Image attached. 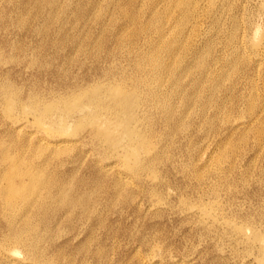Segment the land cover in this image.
Instances as JSON below:
<instances>
[{
  "label": "rangeland",
  "instance_id": "obj_1",
  "mask_svg": "<svg viewBox=\"0 0 264 264\" xmlns=\"http://www.w3.org/2000/svg\"><path fill=\"white\" fill-rule=\"evenodd\" d=\"M26 1L1 0L0 9L13 4L26 16L33 14L34 9L31 7L30 14L26 11ZM124 1L100 0V10L94 16L92 8L88 11L87 4H90V0H73L70 2L72 6H69L67 22L56 20L51 26L38 19L39 28L36 31L29 30V26H23L15 20L9 21L8 16L6 18L0 13V35L5 34L2 26L8 29L5 34L7 41L0 45V81L11 79L18 97V105L13 109L16 113L13 112L12 116L6 106L15 103L11 97H4L0 91V130L3 131L6 142L10 141V132L13 130L19 139H27L32 143L49 134L46 132L48 123L37 124L33 113L27 109L30 91H36L41 98L46 96L45 99L48 100L52 97V90H65V84L75 81L76 84L85 85L96 74L107 77L110 68L118 62L122 68L119 71L120 76H137L140 54L150 52L154 43H164L166 46L172 42L186 65L180 69L174 66V70H167L165 67V72L162 70L163 74L161 73L165 84L170 85L168 87L172 88L174 84L178 86V90L171 94L173 98L170 96L172 116L161 110H153L147 104L146 106L144 93H141L142 96L133 94L134 97L131 98L138 100H134V103L139 102L137 112L141 113L146 107L151 113L160 114L159 117L146 115L145 121L136 123L144 132L148 130L151 139L150 152L142 148L137 150L140 155L138 163H135L133 154L127 152L124 142L109 145L98 134L93 133L91 129L94 122L91 119L73 121L71 128L61 136L72 140L76 146L71 154L63 156L61 162L57 160L55 166L62 174L72 178L69 180L68 190L70 193H82L83 204H64L65 208L62 210L55 209L54 204L42 208L41 211L39 209L37 216H40V220L37 227L40 228L36 227L32 233L40 250L45 248V254L41 255L39 252L36 259L27 257L22 246L18 245L14 246L17 250H4L0 253V264H264L263 0H218V13L208 8L209 0H196V11L189 14L176 8L169 12L166 0ZM228 1L232 6L226 8L225 3ZM9 3L11 4L8 5ZM84 19L86 22H83ZM54 29H57V33ZM232 47L234 51L231 52ZM162 54H165L166 62L175 60L170 52L164 51ZM176 76L179 77V83ZM215 76L221 78V92L218 93L207 89L213 81L215 83ZM251 93L254 95L251 96ZM251 97L256 99L259 106L253 117L247 111L250 109L248 99ZM209 100L213 104L208 102L204 109V102ZM217 105L223 109H217ZM243 110L247 111H244V115L241 114ZM183 124H186L185 127ZM152 147H155L154 150ZM220 159L224 160L221 162ZM47 224L50 225V232L45 231Z\"/></svg>",
  "mask_w": 264,
  "mask_h": 264
},
{
  "label": "bare ground",
  "instance_id": "obj_2",
  "mask_svg": "<svg viewBox=\"0 0 264 264\" xmlns=\"http://www.w3.org/2000/svg\"><path fill=\"white\" fill-rule=\"evenodd\" d=\"M73 1V0H72ZM71 0H27L25 5L27 6L26 11L30 14V7L34 9L33 14L25 15L23 11L18 10L13 4L9 3L8 5L12 6H5L0 9V13H2V16L9 17V21L22 24L23 26H29L28 29L32 31L38 30V24L37 20L40 19L41 23L42 21H45L47 25L52 26V24L57 20L58 22L65 23L68 19V11ZM115 1V0H114ZM126 1V0H125ZM124 1V2H125ZM146 1V0H145ZM156 1V0H155ZM158 1V0H157ZM168 4L169 12L173 9L180 10L181 12H186L187 14L193 13L196 11V0H166ZM208 1V0H207ZM1 2V0H0ZM77 2V1H76ZM75 2V3H76ZM79 2V0H78ZM84 2V1H83ZM103 3V1H101ZM124 2L122 4H124ZM140 2V1H139ZM160 2V1H159ZM162 2V1H161ZM205 2V1H204ZM222 2V1H221ZM81 3V2H80ZM85 3V2H84ZM146 3V2H145ZM164 3V2H163ZM200 3V2H199ZM224 3V2H223ZM74 4V2H73ZM77 4V3H76ZM75 4V5H76ZM82 4V3H81ZM86 4V3H85ZM121 4V5H122ZM127 4V3H126ZM140 4V3H139ZM155 4V3H154ZM157 4V3H156ZM159 4V3H158ZM209 9H212L214 12L218 10V0H209ZM83 5V4H82ZM88 7L89 9H93V15H97L99 12V6L100 0H90V4ZM91 5V6H90ZM141 5V4H140ZM152 5V3H151ZM164 5V4H163ZM162 5V6H163ZM72 6V4H71ZM81 6V5H80ZM148 6V5H147ZM161 6V7H162ZM165 6V5H164ZM232 6L231 3L228 1V3H225V7ZM76 7V6H75ZM74 7V9H76ZM104 7V6H103ZM110 7V6H109ZM114 7V6H113ZM126 7V6H125ZM150 7V6H149ZM263 7H264V0H263ZM10 8V9H8ZM81 7H79L78 10H80ZM84 8V7H83ZM101 8V7H100ZM147 8V7H144ZM153 8V7H152ZM157 8V6H156ZM8 9V11H7ZM87 10V7L85 8ZM111 9V8H110ZM113 9V8H112ZM138 9H140L138 7ZM160 9V7H159ZM16 10V11H15ZM29 10V11H28ZM72 10V9H71ZM127 10V9H126ZM137 10V9H135ZM151 10V9H150ZM203 10V9H202ZM83 11V9H82ZM87 11V12H88ZM128 11V10H127ZM147 11V10H146ZM79 12V11H78ZM86 12V13H87ZM110 12V11H109ZM137 12V11H136ZM135 12V13H136ZM152 12V10H151ZM208 12V11H207ZM80 13V12H79ZM83 13V12H81ZM101 13V12H100ZM103 13V12H102ZM111 13V12H110ZM160 13V12H159ZM176 12H174L175 14ZM218 13V11H217ZM216 13V14H217ZM223 13V12H222ZM228 13V12H227ZM77 15V13H75ZM74 14V15H75ZM89 14V13H88ZM108 14V13H107ZM137 14V13H136ZM139 14V11H138ZM166 14V13H165ZM173 14V11H172ZM172 14L169 16V18L172 16ZM195 14V13H194ZM202 14V13H201ZM238 14V13H237ZM15 17H14V16ZM73 15V14H71ZM70 15V16H71ZM75 15V16H76ZM109 15V14H108ZM131 15V14H130ZM176 15V14H175ZM174 15V16H175ZM192 15V14H190ZM196 15V14H195ZM214 15V14H213ZM228 15V14H227ZM1 16V17H2ZM83 15H80L82 17ZM87 16V15H86ZM132 16V15H131ZM138 16V15H137ZM167 16V15H166ZM185 16V15H183ZM194 16V15H193ZM203 16V15H202ZM200 16V17H202ZM215 16V15H214ZM223 16V15H222ZM59 17V18H58ZM110 17V16H109ZM108 17V18H109ZM136 17V15H135ZM238 17V16H237ZM72 18V16H71ZM70 18V19H71ZM85 18V17H84ZM87 18V17H86ZM85 18V19H86ZM132 19V17H130ZM160 18V17H159ZM172 18V17H171ZM170 18V19H171ZM187 18V17H185ZM235 21L237 22L236 16L234 17ZM233 18V19H234ZM73 19V18H72ZM71 19V20H72ZM75 19V18H74ZM83 20V22H86V20ZM134 19V18H133ZM167 19V18H166ZM165 19V21H166ZM175 19V18H174ZM178 19V17H177ZM182 19V18H181ZM190 19V18H189ZM217 19H220V17H217ZM116 20V19H115ZM138 20V19H137ZM136 20V21H137ZM158 20V19H157ZM156 20V21H157ZM180 20V19H179ZM183 20V19H182ZM181 20V21H182ZM81 21V20H80ZM106 21V20H105ZM117 21V20H116ZM133 21V20H132ZM175 21V20H174ZM220 21V20H219ZM224 21V20H223ZM222 21V22H223ZM39 22V21H38ZM134 22V21H133ZM138 22V21H137ZM172 22V21H171ZM190 22V21H189ZM40 23V22H39ZM91 23V22H90ZM165 23V22H164ZM163 23V24H164ZM169 23V22H168ZM188 23V22H185ZM256 23V21H255ZM55 24V23H54ZM71 24V22H70ZM126 24V23H125ZM131 24V23H130ZM155 24V23H154ZM170 24V23H169ZM222 24V23H221ZM80 25V23H79ZM90 25V24H89ZM104 25V23H103ZM174 25V24H173ZM179 25V24H178ZM238 25V24H237ZM54 26V25H53ZM60 25H58L59 27ZM70 26V25H69ZM145 26V25H144ZM157 26V25H156ZM163 26H166L163 25ZM168 26V25H167ZM236 26V24H235ZM242 26V24H241ZM260 26V25H259ZM42 29L43 26L41 25ZM61 27V26H60ZM77 27V26H75ZM82 27V26H81ZM180 27V26H179ZM183 27V26H182ZM5 34L7 33V28L2 26ZM6 28V29H5ZM80 28V27H79ZM123 28V27H122ZM161 28V27H160ZM166 28V27H165ZM170 28V27H169ZM177 28V25H176ZM185 25L183 27L184 32ZM234 28V27H233ZM237 28V27H235ZM240 28V27H239ZM238 28V29H239ZM86 29V28H85ZM127 29V28H126ZM172 29V28H171ZM180 29V28H179ZM49 30V28L47 29ZM57 30V29H56ZM56 30L54 29L55 33ZM60 30V29H59ZM63 30V29H62ZM67 30V29H66ZM69 30V29H68ZM75 30V29H74ZM88 30V26H87ZM125 31V27L123 29ZM41 31V30H39ZM43 31V30H42ZM78 31V29L76 30ZM75 31V32H76ZM100 31V30H99ZM98 31V33H99ZM165 32V31H164ZM163 34H166L164 33ZM41 33V32H40ZM65 33V32H64ZM67 33V32H66ZM69 33V32H68ZM72 33V32H71ZM82 33V32H81ZM150 33V31H149ZM237 33V32H236ZM235 33V34H236ZM1 34L0 35V45H4L7 41V35ZM42 34V33H41ZM40 34V35H41ZM47 34V33H46ZM75 34V33H74ZM104 34V33H103ZM122 34V33H121ZM170 34V33H169ZM174 34V32H173ZM180 34V33H179ZM231 34V33H230ZM239 34V33H237ZM244 34V33H243ZM69 35V34H68ZM142 35V34H141ZM53 36V34H52ZM51 36V37H52ZM55 36V35H54ZM82 36V35H81ZM80 36V37H81ZM164 36V35H162ZM161 36V37H162ZM167 36V35H166ZM174 36V35H173ZM182 36V35H181ZM180 36V37H181ZM234 36V35H233ZM44 37V36H43ZM42 37V39H43ZM46 37V36H45ZM85 37V36H84ZM96 37V36H95ZM143 37V36H142ZM156 37V36H155ZM160 37V39H161ZM231 37V35L229 36ZM237 37V36H236ZM235 37V38H236ZM166 38V37H165ZM164 38V40H165ZM173 38V37H172ZM175 38V36H174ZM173 38V39H174ZM183 38V37H182ZM181 38V39H182ZM233 38V37H232ZM61 39V36H60ZM80 39V38H79ZM83 39V37L81 38ZM167 39V38H166ZM170 39V37L168 38ZM47 40V39H46ZM69 40V39H68ZM134 40V39H133ZM163 40V38H162ZM161 40V41H162ZM176 40V39H175ZM258 40V39H256ZM40 41V40H39ZM43 41V40H42ZM56 41H59L56 39ZM81 41V40H80ZM172 41V40H171ZM185 41V40H184ZM157 42V41H156ZM166 42V41H164ZM168 42V40H167ZM166 42V43H167ZM174 42V41H173ZM181 42H183L181 40ZM180 42V43H181ZM232 42V39H231ZM44 43V41H43ZM57 43V42H56ZM66 43V42H65ZM80 43V42H79ZM78 43V44H79ZM91 43V41H90ZM93 43V41H92ZM106 43V42H105ZM104 43V44H105ZM140 43V42H139ZM175 43V42H174ZM185 43V42H184ZM230 43V42H229ZM256 43V42H255ZM88 44V43H86ZM183 44V43H182ZM188 44V43H187ZM191 43H189L190 45ZM197 44V43H196ZM50 45V44H49ZM57 45V44H56ZM60 45V44H59ZM143 45V44H142ZM163 45V46H162ZM156 44L154 43L152 48L150 49V52L142 53L140 54L141 62L138 63V75H128V76H120L119 71L122 69L121 64L118 62L113 67H111L110 71L106 75L107 77L97 75L93 77L91 82L88 84H76V82L65 84L66 87L65 90L61 89H55L52 90V97L48 100L40 97V94L30 91L28 96V102H27V109L31 111L34 115L33 118H35V122L37 124L45 125V123H48V131L49 134L47 137L37 138L38 140L36 142H31L26 140L19 139L18 136H16L15 130H13L10 136V141L6 142L4 139L5 137L2 135L3 131L0 130V253H2L4 250H13L14 246L21 245L20 247L24 250L27 257L35 258L41 253V255L45 254V248H42L40 250V247H38V243H35V235L32 233L34 229H36L38 225V220H40V216H37L38 210L41 211L42 208L46 206H52V204L56 205L55 209H61L65 205H72L76 206L79 204H83V195L80 192L70 193L68 190V183L69 180L72 178H68L67 175L62 174L59 169L56 168V161L63 160V156L65 154H68L74 150L75 143L72 142V140L62 137L66 131H68L73 121L76 119L79 121H83L85 119H91L94 123V126L92 127V132L99 135L102 141H107L109 145H115L119 142H124L125 148L127 149V152L132 153L135 158V163H138L140 161V155L138 154L137 150L139 148L146 149V152H150L151 146L149 140V135L139 126L136 125L137 122L145 121L146 115H151L152 117H159L160 114H154L149 111V108L157 109L156 111H164L166 115H170L173 112L171 103H170V96L171 94L175 93L176 90H178L177 85H173L172 88L168 87L169 84H165L163 80V74L164 69L167 68V70L172 69L174 66L177 69L184 68L186 65H184V61H182L180 58V55L174 44L172 42L168 43L166 46H164V43ZM181 45V44H180ZM209 45V44H208ZM234 45V44H233ZM237 45V44H236ZM58 46V45H57ZM73 46V44H72ZM102 46V45H101ZM107 46V45H106ZM109 46V44H108ZM125 46V45H124ZM188 46V45H187ZM213 46V45H212ZM211 46V47H212ZM231 46V45H230ZM50 47V46H49ZM78 47V46H77ZM235 47V45H234ZM238 47V46H237ZM72 48V47H71ZM76 48V47H75ZM121 48V47H120ZM196 48V47H195ZM194 48V49H195ZM213 48V47H212ZM244 48V47H243ZM192 49V50H194ZM204 49V48H202ZM211 49V48H210ZM231 52L234 51L233 47L231 48ZM77 50V49H76ZM116 50V48H115ZM134 50V49H133ZM123 51V48H122ZM149 51V50H148ZM164 51L170 52L172 56H175V60H171V62H168L169 60H165L164 55L162 54ZM180 51V49H179ZM183 51V50H182ZM196 51H199L196 49ZM209 51V50H208ZM76 52V51H75ZM132 52V51H131ZM135 52V50H134ZM207 52V51H206ZM230 52V50H229ZM243 52V51H242ZM261 52V51H260ZM60 53V51H59ZM85 53V52H83ZM115 53V52H114ZM119 53V52H118ZM208 53V52H207ZM237 53V52H236ZM103 54V53H102ZM132 54V53H131ZM195 54V53H194ZM210 54V53H209ZM212 54V53H211ZM210 54V55H211ZM235 54V53H234ZM91 55H93L91 53ZM129 55V54H128ZM184 55V54H183ZM196 55V54H195ZM231 55V54H229ZM2 56V53H1ZM0 56V57H1ZM60 56V55H59ZM65 56V55H64ZM131 56V55H130ZM133 56V55H132ZM169 56V55H168ZM167 56V58H169ZM189 56V55H188ZM201 56V55H198ZM235 56V55H234ZM237 56V55H236ZM101 57V56H100ZM111 57V56H110ZM120 57V56H119ZM123 57V56H122ZM196 57V56H195ZM194 57V58H195ZM212 57V56H211ZM227 57V56H226ZM103 58V57H102ZM99 61H101V59ZM139 58V59H140ZM166 58V59H167ZM206 58V57H205ZM232 58V57H231ZM230 58V60H231ZM234 58V57H233ZM238 58V57H236ZM108 59V58H107ZM120 59V58H119ZM118 59V60H119ZM122 59V58H121ZM120 59V60H121ZM207 59V58H206ZM209 59V58H208ZM207 59V60H208ZM73 60V59H72ZM190 60V59H189ZM195 60V59H194ZM219 60V59H218ZM80 61V60H79ZM108 61V60H107ZM204 61V60H203ZM211 61V60H209ZM214 61V59H213ZM212 61V62H213ZM226 61V60H225ZM235 61V60H234ZM82 62V61H81ZM122 62V61H120ZM215 62V61H214ZM237 62V60H236ZM240 62V60L238 61ZM104 63V62H103ZM186 63V62H185ZM210 63V62H209ZM208 63V64H209ZM229 63V62H228ZM235 63V62H234ZM232 63V65L234 64ZM99 64V63H98ZM205 64V62H204ZM227 65L226 63H224ZM222 64V65H224ZM100 65V64H99ZM190 65V64H189ZM211 65V64H210ZM214 65V64H213ZM220 65V62H219ZM224 65V66H225ZM102 66V65H101ZM192 66V63H191ZM206 66H208L206 64ZM230 66V65H229ZM228 66V67H229ZM237 66V65H236ZM103 67V66H102ZM166 67V68H165ZM210 67V66H209ZM216 67V65H215ZM227 67V68H228ZM238 67V66H237ZM62 68V67H61ZM98 68V67H97ZM96 68V70H98ZM189 68V67H188ZM192 67H190L191 69ZM222 68V67H221ZM224 68V67H223ZM236 68V67H235ZM194 69V68H193ZM192 69V70H193ZM230 69V68H229ZM174 70V69H172ZM197 70V69H196ZM202 70V69H201ZM209 70H212L211 68ZM214 70V69H213ZM217 70V69H216ZM221 70V69H220ZM224 69L223 71H225ZM183 71V70H182ZM189 71V69H188ZM198 71V70H197ZM206 71V70H205ZM236 71V70H235ZM165 72V70H164ZM173 72V71H172ZM180 72V71H178ZM186 72V71H185ZM184 72V73H185ZM203 72V71H202ZM209 73L211 71H208ZM213 72V71H212ZM227 72V70H226ZM239 72V71H238ZM170 73V72H169ZM183 73V72H181ZM195 73V71H194ZM204 73V72H203ZM219 73V72H218ZM221 73V72H220ZM224 73V72H223ZM236 73V72H235ZM94 74V75H95ZM101 74V73H99ZM167 74V73H166ZM206 74V73H204ZM208 74V73H207ZM232 74V72H231ZM237 74V73H236ZM185 75V74H184ZM194 75V74H193ZM216 75V74H214ZM220 75V74H219ZM222 75V74H221ZM228 75V73H227ZM230 75V74H229ZM233 75V74H232ZM241 75V74H240ZM67 76V75H66ZM166 76V75H164ZM170 76V75H169ZM172 76H175L174 74ZM179 73V77H180ZM206 75H204L205 77ZM223 76H225L223 74ZM237 76V75H236ZM239 76V75H238ZM92 77V76H91ZM176 76V81L178 82V79ZM196 77V76H195ZM194 77V78H195ZM209 77V76H207ZM213 77V75H212ZM210 77V78H212ZM216 77V76H215ZM235 77V76H234ZM241 77V76H240ZM3 78V77H1ZM168 78V77H167ZM181 78V77H180ZM228 78V77H227ZM236 78V77H235ZM252 78V77H251ZM66 79V78H65ZM166 79V78H165ZM199 79V78H198ZM207 79V78H206ZM209 79V78H208ZM207 79V80H208ZM214 79V78H213ZM212 79V80H213ZM231 79V78H230ZM229 79V80H230ZM174 80V79H173ZM172 80V82H173ZM194 80V79H193ZM192 80V81H193ZM205 80V79H204ZM88 81V80H87ZM184 81V80H183ZM191 81V82H192ZM206 81V80H205ZM203 81V83L205 82ZM225 81V80H224ZM235 81V80H234ZM169 82V81H168ZM181 82V81H180ZM201 82V81H200ZM209 82V81H208ZM221 78L216 77L215 83L213 81V84H211L207 89L214 91L215 93L221 92L219 91V88L221 86ZM227 82V81H226ZM175 83V82H174ZM179 83V82H178ZM182 83V82H181ZM187 83V82H186ZM210 83H212L210 81ZM225 83V82H224ZM240 83V82H239ZM172 84V83H171ZM177 84V83H176ZM183 84V83H182ZM202 85L201 83H199ZM15 84L12 83L11 79H6L0 81V91L4 95V97H11L10 99L15 104H7L6 109H9L10 114L13 116L14 112L13 109L16 108L18 104L17 103V94L15 93V89L13 86ZM184 85V84H183ZM182 85V87H183ZM188 84H186L187 86ZM204 85V84H203ZM225 85V84H224ZM230 85V84H229ZM236 87V83L234 84ZM232 85V86H234ZM238 85V84H237ZM252 85V84H251ZM170 86V85H169ZM181 86V84H180ZM208 86V85H207ZM223 86V85H222ZM227 87V85H225ZM204 87V86H203ZM231 87V86H230ZM18 88V87H17ZM180 88V87H179ZM184 88V87H183ZM199 88V85H198ZM201 88V86H200ZM222 88V87H221ZM53 89V88H52ZM181 89V88H180ZM229 89V88H228ZM235 89V88H234ZM44 90V89H43ZM196 90V88L194 89ZM200 90V89H198ZM208 90V91H209ZM230 90V89H229ZM183 91V90H182ZM189 91V90H188ZM193 91V89H192ZM207 91V93H208ZM211 91H209L211 93ZM228 91V90H225ZM184 92V91H183ZM191 92V90H190ZM194 92V91H193ZM196 92V91H195ZM49 93V92H48ZM141 93H144L146 96V102L149 108H143L142 112H137L139 109L138 103H134L135 101H138L137 99L132 100L131 98L134 97L133 94H137L142 96ZM180 93H182L180 91ZM179 93V95H181ZM214 93V95H215ZM238 93V92H237ZM255 93V92H254ZM191 94V93H190ZM193 94V93H192ZM206 94V92H205ZM204 94V95H205ZM220 94V93H219ZM224 94V93H223ZM233 94V93H229ZM257 94V93H256ZM42 95V94H41ZM143 95V96H144ZM184 95V94H183ZM194 95V94H193ZM192 95V96H193ZM208 95V94H207ZM254 95L251 93V96ZM2 96V95H1ZM51 96V95H50ZM203 96V95H202ZM231 96V95H230ZM233 96V95H232ZM237 96V95H236ZM239 96V95H238ZM244 96V95H243ZM242 96V97H243ZM248 97L250 96L247 95ZM246 96V97H247ZM173 98V95L171 96ZM181 97V96H180ZM189 97V96H188ZM194 97V96H193ZM196 97V96H195ZM145 98V97H144ZM177 98V97H176ZM183 98V97H182ZM213 98V97H212ZM215 98V97H214ZM213 98V99H214ZM219 98V96H218ZM224 98V97H222ZM232 98V97H231ZM234 98V97H233ZM254 98V97H253ZM44 99V100H42ZM138 99H141L140 97ZM169 99V100H168ZM195 99V98H194ZM197 99V98H196ZM195 99V100H196ZM243 99V98H242ZM241 99V101H242ZM21 100V99H20ZM26 100V98H25ZM178 100V99H177ZM190 100V99H189ZM194 100V102H195ZM216 100V98L214 99ZM219 100V99H218ZM223 100V99H222ZM250 100V109L248 114L253 117V115L256 113V108L259 107L256 99ZM260 101V99H258ZM197 101V100H196ZM201 101V100H200ZM25 102V101H24ZM180 102V101H179ZM178 102V103H179ZM208 102L212 103V100L205 101L204 102V109L207 108ZM248 102V101H247ZM181 103V102H180ZM200 103V102H198ZM203 103V102H202ZM225 102H223L224 104ZM228 103V102H227ZM226 103V104H227ZM177 104V103H176ZM193 104V103H192ZM15 107H14V106ZM21 105V103H20ZM146 105V106H147ZM180 105V104H179ZM191 105V104H190ZM216 105V104H215ZM249 105V104H248ZM260 105V104H259ZM24 106V105H23ZM178 106V104H177ZM222 106V105H221ZM179 107V106H178ZM217 105V109H218ZM223 107H225L223 105ZM18 108V107H17ZM22 108V107H21ZM190 108V107H188ZM186 108V112L187 109ZM210 108V107H208ZM222 108V107H219ZM229 108V107H228ZM231 108V107H230ZM19 109V108H18ZM25 109V108H24ZM153 109V110H154ZM172 109V111H171ZM180 109V108H179ZM200 109V108H199ZM214 109H216L214 107ZM223 109V108H222ZM182 110V109H181ZM201 110V109H200ZM203 110V109H202ZM220 110V109H219ZM218 110V111H219ZM227 110V108H226ZM180 111V110H179ZM217 111V110H216ZM247 112L246 110H243L241 114ZM14 112V113H13ZM181 112V111H180ZM183 112V111H182ZM191 112V111H190ZM202 112V111H201ZM210 112V110H209ZM258 112V111H257ZM31 113V114H32ZM207 113V112H206ZM212 113V112H211ZM184 114V113H183ZM203 114V113H201ZM219 114V112H218ZM227 114V113H226ZM231 114V113H230ZM229 114V115H230ZM220 115V114H219ZM244 115V114H243ZM247 115V114H246ZM249 115L247 117H249ZM261 115V113L259 114ZM6 116V115H5ZM4 116V117H5ZM8 116V115H7ZM172 116V115H170ZM209 116V115H207ZM216 116V113H215ZM214 116V118H216ZM227 116V115H225ZM232 116V114H231ZM1 117V116H0ZM249 118V120L251 119ZM256 117V116H255ZM254 117V118H255ZM7 118V117H6ZM173 118V117H172ZM204 118V117H203ZM244 118V117H243ZM258 119L259 116L257 117ZM256 118V119H257ZM5 119V118H4ZM164 119V118H163ZM225 119V118H224ZM222 118V120H224ZM230 119V118H229ZM247 119V118H246ZM149 120V119H148ZM151 120V119H150ZM171 120V119H170ZM191 120V119H190ZM248 120V121H249ZM255 120V119H253ZM155 121V120H154ZM160 121V120H159ZM180 121V118H179ZM188 121V120H187ZM186 121V122H187ZM239 121V120H238ZM237 121V122H238ZM257 121V120H256ZM5 122V121H4ZM76 122V121H75ZM74 122V123H75ZM161 122V121H160ZM247 122V121H246ZM253 122V121H252ZM147 123V122H146ZM150 124V122H148ZM156 123V122H155ZM154 123V124H155ZM184 123V122H183ZM226 123V122H225ZM254 123V122H253ZM252 123V124H253ZM6 124V123H5ZM141 124V123H140ZM192 124V123H191ZM215 124V123H214ZM241 124V123H240ZM249 124V123H248ZM151 125V124H150ZM178 125V122H177ZM184 125V124H183ZM186 125V124H185ZM184 125V127H185ZM207 125V124H206ZM213 125V124H212ZM254 125V124H253ZM258 125V124H257ZM263 124H261L262 126ZM210 126V125H209ZM234 126V125H233ZM241 126V125H240ZM252 126V125H251ZM260 126V125H258ZM40 127V126H39ZM182 127V126H181ZM190 127V126H187ZM213 127V126H212ZM215 127V126H214ZM236 127V126H235ZM86 128V127H85ZM151 128V127H150ZM246 128V127H245ZM252 128V127H251ZM255 128V127H254ZM148 129V127L146 128ZM188 129V128H187ZM233 129V127H232ZM250 130V128L248 127ZM153 130V129H152ZM244 130V129H242ZM241 130V131H242ZM252 130V129H251ZM250 130V131H251ZM255 130V129H254ZM253 130V131H254ZM41 131V130H40ZM82 131V130H81ZM90 131V130H89ZM88 131V132H89ZM233 131V130H232ZM235 131V130H234ZM248 131V132H250ZM252 131V132H253ZM257 131V130H256ZM45 132V133H46ZM172 132V130H171ZM244 133V131H242ZM246 132V131H245ZM255 132V131H254ZM253 132V134H254ZM264 132V131H263ZM19 133V132H18ZM83 133V132H82ZM91 133V132H90ZM151 133V132H150ZM233 133V132H232ZM241 133V132H239ZM259 133V132H258ZM257 133V134H258ZM260 132L259 134H261ZM92 134V133H91ZM234 134V133H233ZM245 134V133H244ZM256 134V133H255ZM256 134V135H257ZM264 134V133H263ZM76 135V134H75ZM158 135V134H157ZM16 136V137H15ZM21 136V135H19ZM80 136V135H79ZM241 136V135H240ZM248 136V135H247ZM258 136V135H257ZM264 136V135H263ZM26 137V135L24 136ZM39 137V136H38ZM87 137V136H86ZM98 137V139H99ZM155 137V136H154ZM28 138V136L26 137ZM31 138V137H30ZM77 138H79L77 136ZM83 138V137H82ZM85 138V137H84ZM95 138V137H94ZM153 138V137H152ZM157 138V136H156ZM244 138V137H243ZM260 138V137H258ZM264 139V138H263ZM34 140V139H33ZM93 140V139H91ZM233 140V139H232ZM80 141V140H79ZM83 141V140H81ZM101 141V142H102ZM158 141V140H156ZM84 142V141H83ZM100 143V142H99ZM153 144V143H152ZM229 144V143H228ZM234 144L235 141H234ZM101 145V144H99ZM103 145V144H102ZM123 145V144H122ZM230 145V144H229ZM238 145V144H237ZM236 145V146H237ZM104 146V145H103ZM156 146V145H155ZM158 146V145H157ZM227 146V145H226ZM229 146H227L228 148ZM98 148V147H97ZM153 148V147H152ZM155 148V147H154ZM153 148V150H154ZM226 148V149H227ZM232 148V147H231ZM235 149V148H234ZM259 149V148H258ZM141 150V151H142ZM152 150V151H153ZM233 150V149H232ZM47 151V154L45 153ZM140 151V152H141ZM228 151V150H226ZM157 152V151H156ZM155 152V153H156ZM227 155V152H225ZM232 153V151H231ZM230 153H228L229 156H232ZM71 154V153H70ZM69 154V155H70ZM145 155V154H144ZM154 155V154H153ZM152 155V156H153ZM221 155V154H220ZM68 156V155H67ZM225 156V155H224ZM119 157V156H118ZM160 157V156H159ZM223 157V156H222ZM228 157V156H227ZM226 157V158H227ZM146 158V156H145ZM155 158V157H154ZM154 158H150L153 160ZM231 158V157H229ZM222 159V158H221ZM220 159V161H221ZM224 160V159H223ZM222 160V161H223ZM150 162V160H148ZM221 161V162H222ZM227 161V159H226ZM221 162L219 165H221ZM225 163V162H224ZM151 164V163H150ZM223 164V163H222ZM144 165V164H143ZM155 165V164H154ZM141 166V165H140ZM152 166V165H151ZM150 166H148V169ZM221 167V166H220ZM134 169V167H132ZM155 168V167H154ZM137 170V167L135 168ZM156 169V168H155ZM153 170V169H152ZM215 170V169H214ZM133 171V170H132ZM147 171V170H146ZM156 171V170H155ZM139 172V170H138ZM135 173V172H134ZM140 174V173H139ZM159 174V172H158ZM121 175V174H120ZM157 175V174H156ZM215 189H213L214 191ZM216 191V190H215ZM87 200V199H86ZM87 202V201H85ZM65 204V205H64ZM89 204V203H88ZM92 204V203H91ZM90 204V205H91ZM88 205V206H90ZM55 207V206H54ZM79 207V206H78ZM91 207V206H90ZM50 208V207H49ZM69 208V207H68ZM89 208V207H88ZM54 209V208H53ZM67 209V208H66ZM77 210V209H76ZM82 210V209H81ZM85 210V209H84ZM43 211V210H42ZM47 211V210H46ZM69 211V210H68ZM76 212V211H75ZM40 213V212H39ZM46 213V212H45ZM49 213V212H47ZM60 213V212H59ZM71 213V212H70ZM48 215V214H47ZM49 217V216H47ZM42 218V217H41ZM45 218V217H44ZM50 219V218H48ZM37 222V224H36ZM40 222V221H39ZM44 222V221H43ZM42 223V222H40ZM48 223V222H46ZM43 224V223H42ZM50 224V223H49ZM48 225V224H47ZM42 226V225H40ZM241 226V225H240ZM39 227V226H38ZM37 227V228H38ZM40 228V227H39ZM237 228V226H236ZM242 228V227H241ZM248 229V228H247ZM238 230V229H237ZM240 230V229H239ZM246 230V229H245ZM38 231V230H37ZM45 231L50 232V225L47 226ZM44 232V230H43ZM36 233V232H35ZM41 233V232H40ZM39 233V234H40ZM45 234V233H44ZM49 234V233H48ZM39 236V235H38ZM43 236V235H42ZM47 236V235H46ZM256 236V235H255ZM44 237V236H43ZM260 237L258 232V238ZM37 238V237H36ZM255 239H257L255 237ZM42 240V238L40 239ZM42 243V242H41ZM40 243V245H42ZM19 247V248H20ZM138 247V246H137ZM18 248V247H17ZM17 250V249H14ZM40 252V253H39ZM2 259V258H1ZM5 261V260H4ZM49 261L51 259L49 258ZM252 263V262H251Z\"/></svg>",
  "mask_w": 264,
  "mask_h": 264
}]
</instances>
